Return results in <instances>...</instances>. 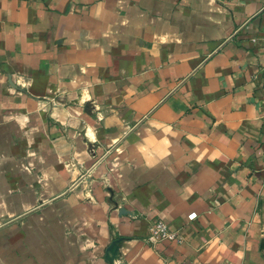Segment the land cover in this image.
Segmentation results:
<instances>
[{
	"label": "crops",
	"instance_id": "obj_1",
	"mask_svg": "<svg viewBox=\"0 0 264 264\" xmlns=\"http://www.w3.org/2000/svg\"><path fill=\"white\" fill-rule=\"evenodd\" d=\"M0 264H264V0H0Z\"/></svg>",
	"mask_w": 264,
	"mask_h": 264
},
{
	"label": "built area",
	"instance_id": "obj_2",
	"mask_svg": "<svg viewBox=\"0 0 264 264\" xmlns=\"http://www.w3.org/2000/svg\"><path fill=\"white\" fill-rule=\"evenodd\" d=\"M188 217L194 219L196 214L192 213ZM147 240L153 244L165 240L182 242L184 234L181 229L172 230L168 223L162 219H153L149 221Z\"/></svg>",
	"mask_w": 264,
	"mask_h": 264
},
{
	"label": "rangeland",
	"instance_id": "obj_3",
	"mask_svg": "<svg viewBox=\"0 0 264 264\" xmlns=\"http://www.w3.org/2000/svg\"><path fill=\"white\" fill-rule=\"evenodd\" d=\"M95 159V158H94ZM101 159V158H100ZM112 170V169H111ZM92 172H94V170L92 171ZM112 191V190H111Z\"/></svg>",
	"mask_w": 264,
	"mask_h": 264
}]
</instances>
